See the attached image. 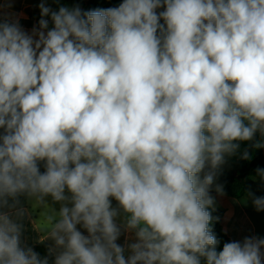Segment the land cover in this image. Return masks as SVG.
<instances>
[{
	"label": "clouds",
	"instance_id": "clouds-1",
	"mask_svg": "<svg viewBox=\"0 0 264 264\" xmlns=\"http://www.w3.org/2000/svg\"><path fill=\"white\" fill-rule=\"evenodd\" d=\"M11 7L0 3V264H264L258 236L217 251L211 195L226 157L264 141V0H42L31 31ZM22 196L60 205L44 257L25 242ZM245 196L264 211V196Z\"/></svg>",
	"mask_w": 264,
	"mask_h": 264
},
{
	"label": "crops",
	"instance_id": "crops-1",
	"mask_svg": "<svg viewBox=\"0 0 264 264\" xmlns=\"http://www.w3.org/2000/svg\"><path fill=\"white\" fill-rule=\"evenodd\" d=\"M3 2L4 0H0V3ZM11 2L12 7L5 9V11L17 18L26 31H31L33 26H38V21L41 18L39 4L42 0H11ZM43 2L53 10H58L60 6H78L76 0H43ZM49 26L51 27L50 20ZM252 142H241L237 153L226 157V163L222 166L220 172L229 173L233 171L236 163L241 159L242 154L248 150ZM257 178L259 177L256 176V171L245 178L246 192L251 191L256 196H264V186L254 184ZM216 183L219 184L218 178ZM245 193L241 196H230L223 191V195H219L214 188L211 192V195L215 198V210L223 214V230L231 241H242L246 236L264 238V211L258 212L253 206L251 198H246ZM46 199L49 206H37L25 197H20V200H22L21 206L27 210L23 236L25 242L31 247L44 239L42 229L48 226L45 217L50 208L58 211L60 206L58 203H54L50 197ZM81 230L83 231V229ZM43 242H46L48 246L52 243L50 240H44ZM117 242L123 245L125 236L122 235Z\"/></svg>",
	"mask_w": 264,
	"mask_h": 264
},
{
	"label": "trees",
	"instance_id": "trees-1",
	"mask_svg": "<svg viewBox=\"0 0 264 264\" xmlns=\"http://www.w3.org/2000/svg\"><path fill=\"white\" fill-rule=\"evenodd\" d=\"M77 5L84 11L92 9H101L118 6L122 0H76ZM257 142H261L260 147H255ZM248 159H240L233 171L229 173L220 172L218 175L219 184L223 186V191L230 196H241L246 192L245 178L251 176L257 168L264 169V141H261V137L257 134L256 138L248 148ZM41 166V171H43ZM257 186H264V182H261L260 178L254 181ZM113 204H116L113 201ZM214 217H219L218 220H214L212 228L219 243L217 244V251L222 250L224 243L231 240L223 230L222 218L223 214L220 211L214 210L212 212ZM34 251L40 254L41 257L47 255L48 244L46 242H39L33 246ZM49 264H52V258L49 260Z\"/></svg>",
	"mask_w": 264,
	"mask_h": 264
},
{
	"label": "rangeland",
	"instance_id": "rangeland-1",
	"mask_svg": "<svg viewBox=\"0 0 264 264\" xmlns=\"http://www.w3.org/2000/svg\"><path fill=\"white\" fill-rule=\"evenodd\" d=\"M22 201V200H21Z\"/></svg>",
	"mask_w": 264,
	"mask_h": 264
}]
</instances>
